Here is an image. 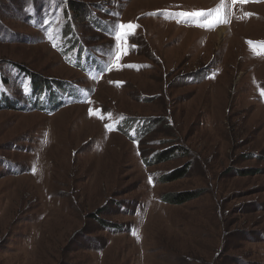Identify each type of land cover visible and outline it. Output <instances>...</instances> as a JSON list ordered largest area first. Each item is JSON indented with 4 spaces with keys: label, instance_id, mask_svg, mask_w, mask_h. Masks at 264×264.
I'll use <instances>...</instances> for the list:
<instances>
[{
    "label": "rangeland",
    "instance_id": "374dc122",
    "mask_svg": "<svg viewBox=\"0 0 264 264\" xmlns=\"http://www.w3.org/2000/svg\"><path fill=\"white\" fill-rule=\"evenodd\" d=\"M220 2L0 0V264H264V3H226L219 31L176 15ZM43 22L102 65V25L138 27L93 84L49 49ZM12 66L81 102L17 107Z\"/></svg>",
    "mask_w": 264,
    "mask_h": 264
},
{
    "label": "snow or ice",
    "instance_id": "6c2138e0",
    "mask_svg": "<svg viewBox=\"0 0 264 264\" xmlns=\"http://www.w3.org/2000/svg\"><path fill=\"white\" fill-rule=\"evenodd\" d=\"M237 2V0H232V4L234 5ZM241 3H246L247 0H240ZM176 15L180 17H184L185 19L191 17L195 18L197 20H200V18H204L200 23H198L196 26L206 28L208 30L214 29L216 26L220 24H227L229 22L228 14L226 12V5L224 3V0H221L220 4H218L215 8L209 9V10H199V11H193V12H180ZM251 13H244V16H250ZM119 31H116L115 33V39L117 41V53H116V61L118 62L124 55L128 54L129 47L125 46V42L127 38L134 34L135 29L138 27V25L129 23L127 25L125 24H119L118 26ZM250 46H253L252 41L247 42ZM256 44L259 46L260 49H264V42H256ZM55 46V45H54ZM134 47V46H133ZM253 51L256 52V48H253ZM256 54H259L258 52ZM127 67H134V65H127ZM260 95L264 97V89H261ZM89 116H98L101 120L104 119V116L101 114L100 110H94L92 108L88 109ZM109 117L111 114H108ZM115 125L114 124H105V129L107 131L114 130ZM33 171L35 172V166L33 167ZM152 182V177H149V183ZM135 234V233H134Z\"/></svg>",
    "mask_w": 264,
    "mask_h": 264
},
{
    "label": "trees",
    "instance_id": "16d2710c",
    "mask_svg": "<svg viewBox=\"0 0 264 264\" xmlns=\"http://www.w3.org/2000/svg\"><path fill=\"white\" fill-rule=\"evenodd\" d=\"M71 10H73L72 7H71ZM31 80H32V84L36 87V89H39L41 87L42 84H37L36 85V83L34 82V80L32 78H31ZM156 156L157 155L154 156V159L156 158ZM178 178H177V176H172V177H165L163 180L168 182V181H174V180H176ZM192 199H194L192 197V195L189 194V193H187V194H182V195L174 196V197L170 198L167 201H169V203H171V204L180 205V204H183L185 202H188V201H190Z\"/></svg>",
    "mask_w": 264,
    "mask_h": 264
},
{
    "label": "bare ground",
    "instance_id": "6f19581e",
    "mask_svg": "<svg viewBox=\"0 0 264 264\" xmlns=\"http://www.w3.org/2000/svg\"><path fill=\"white\" fill-rule=\"evenodd\" d=\"M220 29V28H219ZM219 29H217L219 31Z\"/></svg>",
    "mask_w": 264,
    "mask_h": 264
}]
</instances>
